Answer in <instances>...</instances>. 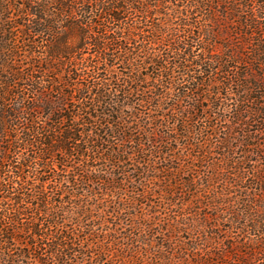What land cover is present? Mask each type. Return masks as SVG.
I'll use <instances>...</instances> for the list:
<instances>
[{
  "label": "trees",
  "instance_id": "16d2710c",
  "mask_svg": "<svg viewBox=\"0 0 264 264\" xmlns=\"http://www.w3.org/2000/svg\"><path fill=\"white\" fill-rule=\"evenodd\" d=\"M28 1V4L16 7L12 5L14 0H0V57L10 58V62L0 63L2 68L6 63L8 66L17 64V58L27 53L31 42L35 43L33 39L40 40L37 44H41L43 39L46 42L41 57L30 56V60L25 62L28 57L22 56L21 61L27 63V67L22 65L21 69L7 72L12 83L24 82L17 98L7 91L12 86L3 82V78L0 80V193L9 191L4 184L6 181L13 187L18 185L16 196L0 197V201L10 198L16 205L12 216L0 214V249L3 250H0V264H14L11 252L18 247L21 249L18 258L31 259L37 264H45L43 254H49L54 264H80L88 257L87 253L89 260L101 262L103 256L111 255L110 243L115 244L113 232L110 229L94 233L87 225L95 218L104 219L96 213L104 211L110 202L95 198L92 204L93 191L90 195L81 193L80 188L75 192L70 185L76 182L75 176L70 182L64 179L62 173L70 168L74 171L75 167L68 165L76 160L81 172L77 174L82 183L92 182L97 176L93 178L89 170L91 167L85 165L88 160H101L113 167L120 165L121 169L131 162L130 153H133L139 156L141 164L150 174H156V168L149 159L153 153H145L142 139H125L132 143L127 150L112 148L109 135L112 139L122 136L125 126L118 117L116 121L120 128L114 126L111 117L107 118L105 112L95 110L93 104L103 101L107 94L106 82L112 79L109 75L111 64L122 61V64L134 68L135 62L128 55L130 49L126 46L136 44L135 41L140 38L142 55L139 62L144 67L156 68L170 79V85H176L175 78L172 76V81L170 78L174 68L183 70L180 74L182 79L192 80L191 67L202 68L203 63L190 62L188 53L203 44V51L212 55L207 66L214 75L222 74L216 87L225 90L226 101L229 100V88L234 86L236 89L232 97L237 102L234 119L238 126L248 118L247 121L259 123L264 132V0H46L38 5L34 0L32 3ZM11 11L27 17L25 22L19 26L14 16H9ZM199 18L203 23L201 25L197 21ZM177 20L178 24L174 22ZM139 25L144 27L139 28ZM160 44L165 45L164 51L156 53L155 47ZM90 49L94 50V57L98 60L94 65L84 57ZM169 59L173 61L172 68L163 66ZM99 66L106 74L100 83L91 80L82 85L79 82L80 77L94 68L99 71ZM233 67H237V73L229 76ZM36 72L52 74L48 82L50 86L46 87L44 78L35 76ZM223 77H227L226 80ZM55 78H59L61 84L58 85ZM146 79L138 77L134 80L128 75L126 86H116V89L124 96L129 95L131 90L139 93L144 89L140 83ZM27 93L33 96L30 107L25 106ZM51 93L57 97L51 98ZM76 95L78 99H75ZM11 97L15 98L14 104L8 102ZM154 99L146 100L149 106ZM206 99L214 105L215 101H220L219 91ZM161 100L155 99L158 109L162 106ZM74 102L78 104L77 110L70 107ZM250 102L252 108H241ZM200 109L206 112L205 108ZM170 111L177 110L173 107ZM191 111L188 114L177 111L171 115L180 130L167 129L156 138L155 131L162 127V123L157 122L159 117L155 115L154 125L157 128L138 132L144 136L152 133L154 141L162 140L168 145V142H176L180 131L185 146L198 151L196 163L192 157L185 161L174 158L179 164L186 163V179H181L182 170L179 167L182 165L164 170L161 200L167 204L174 194L183 190L187 201L183 200L180 208L183 211L189 208L193 212L194 215L190 214L196 218L201 236L188 244L173 242L174 235L184 224L171 218L161 243L149 241L150 236L148 242L141 236L127 237V245L120 248L122 253L117 264L129 261L133 264H264V166L257 171L254 167L251 169L255 193L247 194L239 190V179L241 182L249 172L240 171V162L251 164L252 160L248 158L251 152L245 151L242 160L235 162L227 155L232 142L225 137L217 141L223 150L218 161L205 167L215 144L209 143L201 132L200 141L191 139L194 106ZM42 113L45 121L39 124L36 115ZM93 122L95 131L79 128ZM243 146L257 147L251 140L245 141ZM21 149L26 150V154H20ZM166 151L169 152L166 159H170L172 149ZM58 155L62 156V160H56ZM129 166L138 173V166ZM224 168L234 171L232 183L227 182ZM37 171L58 179L50 192L46 191L48 182L45 180L38 179L31 184L28 181L29 175ZM5 173H10V176ZM201 173L202 181L199 179ZM157 178L151 176L149 179L153 182ZM221 181L218 191L216 186ZM151 195L153 192L142 190L138 197L148 200ZM28 199L29 208L35 212L19 207ZM126 207L136 208L134 197L125 196L119 200L118 208ZM154 213L156 205L151 208L150 215ZM67 214L75 217L76 226L53 234L52 229L60 225L57 221L65 219ZM148 216L140 213L137 220L149 229L153 219ZM23 219L26 221L22 222ZM221 224L225 227L223 230L220 229ZM84 239L90 240L91 251L88 248L84 250ZM105 239H109L107 244Z\"/></svg>",
  "mask_w": 264,
  "mask_h": 264
},
{
  "label": "rangeland",
  "instance_id": "374dc122",
  "mask_svg": "<svg viewBox=\"0 0 264 264\" xmlns=\"http://www.w3.org/2000/svg\"><path fill=\"white\" fill-rule=\"evenodd\" d=\"M46 0H34L33 2L35 4H39ZM28 0H14L12 2L13 6L18 7L20 4H28ZM32 3V0H31ZM7 16V15H5ZM11 17L16 19V22H18L19 26L25 22V19L27 17L21 16L19 12L16 13L14 11L10 12ZM137 21V18L134 20ZM196 21V20H194ZM199 21L200 25L203 24L200 21V18L197 20ZM176 24H178V20L174 21ZM150 25V23H148ZM144 25V24H143ZM139 25V28L141 26ZM145 26V25H144ZM143 26V27H144ZM147 28V27H145ZM144 28V29H145ZM143 29V30H144ZM61 32V29L60 31ZM17 35L19 33H16ZM183 37V33H182ZM159 37V41H160ZM33 42H29V46L27 44V53L20 55L27 56L28 59H26L25 62L30 60V56H33L34 58H39L42 56V53L45 52V47H43L46 42L43 39L41 44H37L36 42L40 41L39 39H33ZM142 40L139 38L135 41L136 44H130L126 46V49H130V52L128 55L134 60L135 66L134 68H130L124 64H122V61H118L117 63L111 64L112 68H110L109 75L112 77L111 80H108L106 82L107 86L106 89V96L103 101L93 104L95 107V110L98 112H105L106 117L113 120L114 126L119 127L120 125L117 124L116 118L118 117L123 123H121L123 126H125L124 134L121 136L119 135L116 138L112 139V136L109 135L110 144L112 148L115 149H125L130 148L132 146V143H130L129 137H132V139L141 138L142 139V147L146 154H152V156L149 157L151 159V162L154 164V168H156V174H150L148 172L147 168H144L143 165L140 162L139 156H135L132 154L130 157L131 162L127 163V166L121 167L118 166H111L109 163H104L101 160H88L85 165H88L90 173H92L93 178L97 176L92 182L82 183L81 178H79L77 172L79 171L78 164L76 160L71 164L68 165L70 167L74 166L75 169H68L67 172H63V177L65 180H71L75 176V185L74 183H71V188L76 192L78 188L81 189V193L83 194H91L93 191L94 197H92V204L95 202L94 199H106L108 200V206L104 211H99L96 213V211H93V213L99 214L100 217L104 219H97L95 218L93 221L89 222L87 225L88 229L91 232L99 233L100 231L104 230H110L113 232L112 236L114 237L115 244L110 243L111 249L110 253L111 255H108L107 257H102L101 262H96L93 260H89V254L87 253L88 257H86L83 263L80 264H117L118 258L121 256V247L123 245H127V237H133L136 238V236L144 237V239L148 242V236H150L149 241H153L156 243H161L162 236L166 235V229H168V222H171V218L179 221L180 223H183L184 225L180 226V231L174 235L173 242H184L185 244L190 243V241L198 240V235L201 236V234L198 232V226L196 218L192 215L193 212L191 210H188L187 208L181 210L180 203L183 200L187 201V197H185V192L183 190L177 192V194H174L171 199H169V202L166 204L165 200H161V195H163V192L161 190V186L164 184L163 177H164V170L166 168L174 169L175 167L178 168L179 165H182L179 167V170H182L181 172V179L187 177V169L185 167L186 163H184L185 160H187L189 157H192L195 159V157L198 155V151L193 150L192 148H189L185 146L186 142L185 139L182 138V135L180 131L177 134V140L176 142L171 141L168 142V145L165 144L167 142L160 141H154V135L152 133L144 135H140L138 132L139 130L146 129V130H154L157 128V126L154 125V118L155 115L158 116L157 122L162 123V127H160L155 132L157 133L155 136L158 138L159 134H163L167 129L170 130H180L179 126L177 125V121L174 120L171 117V115L177 111H180L182 113H191L192 106L195 107V112L193 114V133L191 136V139L193 140H201L200 132L202 136L205 138H208L209 143L215 144V149L209 156L207 160V164H205V167L210 166L211 162H217L219 159L220 154H222V149L219 145H217V141L220 138L229 137L231 139V146L226 151L229 158L235 160V162H238V160H242V157L244 156V152L248 151L251 152L249 157L252 160V163L247 162H240L241 170L248 171V175L244 177V179L240 182V179L238 181L239 190L245 191L247 194H253L256 192L255 185L251 181V169L254 167L255 171L259 170L264 166V132L261 129V125L259 123H255L252 120H248V118L245 119L243 124H240L241 126H238L237 121L234 119L235 109L237 108V102L235 97H232L236 89L235 87L229 88L227 91V94L229 95V100L226 101L225 98V90L222 88L216 87L217 80L219 78H222V74L214 75V72H212V69H210L207 65L210 62L209 54H206L203 51V44L199 45L193 50H191L189 54V60L190 62H193V64L203 63L202 68L195 67L193 65L192 73H190V76L194 77V80L191 78L188 79H182L180 74H182L183 70L181 68H174L172 71V76L175 78L176 85L172 83V85L169 84L168 77L166 78L165 74H162L156 70L154 67H144V65L139 62L141 58V51L139 50ZM167 44V43H166ZM159 47L156 48V53L164 51L165 45H157ZM166 53V52H165ZM45 54V53H44ZM95 53L93 49L87 50L85 52L84 57L86 59H90L89 62H91L93 65L96 64L98 61L94 57ZM21 57H18V63L17 64H11L6 65L2 68L0 66V80L1 78L4 79L3 82H7V84H10L12 87L11 89L7 90L10 95H14V97H18L20 94L22 88L24 87V82L16 81L11 82V80L8 79L7 72L10 70H18L22 68V65H25V68L27 67V63L21 61ZM10 58L3 57L1 55L0 57V63L4 61H8ZM172 62L171 59L169 61H165L163 63V66H167V68H172ZM24 63V64H23ZM189 64V63H188ZM102 66H99V71L94 68L89 71V74L83 75V77H80V83L82 85H87L91 82V80L96 81V83H100V80L106 76L105 72L101 70ZM237 67L231 68V73H229V76L231 74L237 73ZM30 70V69H26ZM211 72L213 73V76H211ZM35 76H42L45 80L44 84L45 86H50L48 84L49 81H51L52 74L49 73H40L36 72ZM96 75H98V78L96 79ZM133 77L134 80H136L138 77L140 78H147L145 81L140 83V87L144 88L142 92L135 93L133 90L129 92V95L122 94L119 90L116 89V86L120 87L126 86L127 84V76ZM232 76V75H231ZM54 78V77H53ZM107 78V77H105ZM226 80L227 77H223ZM67 79V78H66ZM57 84L60 83L59 78H55ZM92 84V83H91ZM116 84V85H115ZM135 84V83H133ZM165 85L162 87L161 85ZM135 86V85H133ZM61 87V85H60ZM123 88V87H122ZM0 89H2L0 87ZM127 89V87H126ZM216 91H219L220 94V101H215L214 105L210 103L206 99L207 96H210L212 93H216ZM209 94V95H208ZM11 97L8 98V102L10 104H14L15 98ZM27 102L25 103L26 107L32 106V98L33 96L30 94H26ZM51 98H56L57 95L54 93L50 94ZM200 97V101L198 103V98ZM13 98V99H12ZM78 95L75 96V99H78ZM148 98H155L162 101V106L160 109L156 107L155 99L151 101L152 106L146 102ZM210 98V97H208ZM72 103L70 105L71 109L77 110L78 104ZM175 107L177 111H170V108ZM200 107L205 108L206 112L202 111ZM253 104L245 103L241 106L242 109H249L252 108ZM238 110V108H237ZM37 123L41 124L45 121V116L42 114L36 115ZM177 116V115H176ZM94 121V120H93ZM121 125V126H122ZM96 125L89 124L85 127L80 126V129L83 130H90L95 131ZM114 127V128H117ZM120 128V127H119ZM155 134V133H154ZM207 134V135H206ZM112 135V134H111ZM210 136V137H208ZM122 138V140H121ZM190 138V137H189ZM86 139V138H85ZM135 139V140H136ZM251 140V143L253 145H256L257 147H249L246 148L243 146V143L245 141ZM87 141V140H86ZM159 148V149H158ZM172 149V154L170 155V159L168 158L169 152L166 151V149ZM158 149V151L156 150ZM95 150V149H94ZM91 152V151H90ZM128 152V151H127ZM202 153V151H200ZM20 154H26V150L21 149ZM95 154V153H94ZM93 154V155H94ZM182 156V157H180ZM247 156V155H246ZM175 157L182 158L184 160L181 164H179L178 161H175ZM57 161L62 160V156L58 155L56 157ZM70 161V160H69ZM83 161L82 163H84ZM194 162L196 163L197 160L195 159ZM81 163V164H82ZM129 164H134L138 166V173L134 171V167H130ZM243 167V169H242ZM251 167V168H250ZM77 168V169H76ZM38 172V171H37ZM233 172L231 170L223 169V174L227 176L228 183H232L233 180ZM35 173V172H34ZM34 173L32 175H29L28 181L31 183H36L38 179L45 180V182H48L46 185V191L50 192L52 187L55 186V182L58 181L54 178H50L51 175L48 174H42L40 172ZM79 173H81L79 171ZM7 174V173H5ZM5 174L3 176H5ZM10 173H8L6 176H10ZM75 174V175H74ZM250 174V175H249ZM99 176V179H98ZM151 176L158 177L155 181H150ZM52 177V176H51ZM4 178V177H3ZM201 181L202 173L199 177ZM119 180H122L121 182ZM218 191L220 190V186L222 184V181L219 182ZM7 188H9V191L7 193H0L1 196H16L17 195V187L18 185H10L8 184V181L4 183ZM11 187L13 189H11ZM11 190V191H10ZM151 191L153 192V195H151L148 200H144L140 197H138V194L142 191ZM183 191V192H182ZM30 192V191H29ZM125 196L129 197L132 196L135 198V204L136 208H118L119 200L121 198H125ZM0 200H2L0 198ZM91 200V199H90ZM28 200H26L25 203H22L19 205V207L22 210H28L30 212H35V210H31L28 205ZM111 204V205H110ZM156 205V213L154 215H150L151 208H153ZM14 201L10 200V198L5 199L4 201H0V214L5 216H12V213L15 209ZM100 206V205H98ZM142 206V210L140 209ZM153 206V207H151ZM68 208V207H67ZM71 209V208H70ZM191 212V214H190ZM140 213L148 214V218L152 217L153 222L150 224L152 225V228H147L144 225L141 226L139 221L137 220V217L140 215ZM96 216V215H95ZM22 218V217H21ZM74 216L72 214L65 215V219L57 221V223H60L59 227L58 224L56 225L55 229H52V233L56 234V232H64L67 228H72L76 226V223L74 221ZM26 219H23L22 222H25ZM224 225H220V229H224ZM186 230V231H183ZM100 235V234H98ZM102 238V237H101ZM111 239V238H110ZM88 241V243H87ZM84 242V243H83ZM84 250L85 249H92V245L90 240L84 239L83 241ZM105 244L109 242V239H105ZM90 249V251H91ZM1 250V249H0ZM3 251V250H1ZM21 249L18 247V249H15L13 252H11L12 258L15 260L14 264H37L34 262V260L27 259V258H18L20 255ZM177 250L174 251V253ZM125 253L128 254V252L125 251ZM171 254V253H169ZM183 258L184 256L180 254ZM81 260V258L79 257ZM149 260L153 259V257H148ZM42 260H44L45 264H54L52 263V258L49 256V254H43ZM177 262V260H176ZM73 263V262H72ZM134 262H126V264H133ZM71 264V263H70ZM76 264V263H73ZM143 264V263H141ZM175 264V263H174Z\"/></svg>",
  "mask_w": 264,
  "mask_h": 264
}]
</instances>
